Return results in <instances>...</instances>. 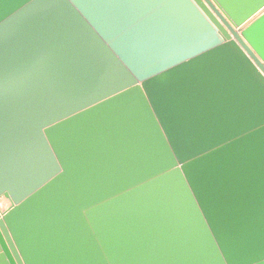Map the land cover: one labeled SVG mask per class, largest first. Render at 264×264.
<instances>
[{"label": "water", "instance_id": "water-1", "mask_svg": "<svg viewBox=\"0 0 264 264\" xmlns=\"http://www.w3.org/2000/svg\"><path fill=\"white\" fill-rule=\"evenodd\" d=\"M0 264H264V0H0Z\"/></svg>", "mask_w": 264, "mask_h": 264}]
</instances>
